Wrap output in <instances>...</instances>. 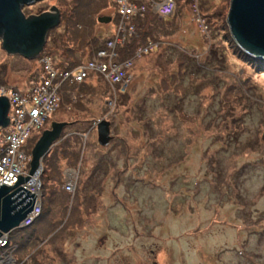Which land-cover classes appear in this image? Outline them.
<instances>
[{"label":"rangeland","instance_id":"1","mask_svg":"<svg viewBox=\"0 0 264 264\" xmlns=\"http://www.w3.org/2000/svg\"><path fill=\"white\" fill-rule=\"evenodd\" d=\"M107 2L24 5L26 17L52 13L54 6L59 20L30 59L7 53L0 39V86L28 93L43 55L56 66L86 62L97 47L96 53L112 51L108 42L116 39L120 16ZM176 3L182 5L174 15L159 17L164 27L154 48L141 53L121 47L128 38L135 45L153 38L146 21L139 27L145 35H137L134 23L137 37L115 44L117 60L130 63L121 97L97 73L83 85L60 89L58 108L23 146L29 172L43 131L62 124L42 159L57 147L63 183L57 175L46 184L41 165L36 174L33 208L40 212L34 221L45 214L35 226L46 224L48 236L17 250L22 239L8 233L1 264H264V60L248 55L232 37L230 0ZM69 13L74 27L66 22ZM102 16L110 22H98ZM115 92L114 105H108ZM103 119L112 131L107 146L97 140L95 123ZM64 145L69 156L77 152L70 165L61 160ZM67 172L72 186L63 192Z\"/></svg>","mask_w":264,"mask_h":264},{"label":"built area","instance_id":"2","mask_svg":"<svg viewBox=\"0 0 264 264\" xmlns=\"http://www.w3.org/2000/svg\"><path fill=\"white\" fill-rule=\"evenodd\" d=\"M111 1L115 4L120 16L116 27V39L108 42V47L112 51L100 50L93 60H88L71 69L57 67L50 56L43 55L40 59L42 75L38 81L34 82L28 93L24 94L18 90L0 86V96H6L10 103L9 124L6 128H0V185L12 186L18 180L17 175L28 176L25 161L28 156L23 146L33 132L43 128L50 114L58 108L62 84L65 82L80 83L90 73H97L103 75L115 86L123 84L122 91L125 89V70L130 63L126 60L118 61L114 50L115 44L116 46L124 44L127 37H137L138 34L134 33L135 24L131 18L146 13L166 18L172 15L176 8V0ZM192 5L196 4L192 3ZM155 44L153 41H148L145 45L139 46L137 51L145 53L148 49L154 48ZM117 92L120 94V91L117 90ZM117 92L107 100L108 105H114L113 101L117 99ZM39 174L40 172L37 175ZM37 175L29 176L24 183H20V186L30 191L31 194H38ZM71 181V176H68L67 172L64 186L66 191L70 190ZM37 210H40L39 207H34L22 220L19 228L21 225H31L32 216L37 215ZM4 258L0 256V264Z\"/></svg>","mask_w":264,"mask_h":264},{"label":"water","instance_id":"3","mask_svg":"<svg viewBox=\"0 0 264 264\" xmlns=\"http://www.w3.org/2000/svg\"><path fill=\"white\" fill-rule=\"evenodd\" d=\"M38 0H0V39L3 49L9 54L33 58L42 50L46 33L59 20L56 7L52 13L26 17L22 7ZM110 17H98L100 23L110 22ZM227 23L236 44L253 58L264 60V0H230ZM9 101L0 96V128L9 124ZM62 124L52 123L50 130L43 131L31 151L28 176L17 175L12 186L0 185V239L31 212L35 194L20 186L29 176L38 174L41 159L48 152L51 143L57 138ZM100 146H107L112 139L110 122L101 120L96 127Z\"/></svg>","mask_w":264,"mask_h":264},{"label":"trees","instance_id":"4","mask_svg":"<svg viewBox=\"0 0 264 264\" xmlns=\"http://www.w3.org/2000/svg\"><path fill=\"white\" fill-rule=\"evenodd\" d=\"M176 2H177V0H176ZM108 2H107V0H105V5L106 6H108ZM177 4V3H176ZM179 5H182V4H179L178 3V5H177V7L175 8V10H174V12H173V14L172 15H174L175 13H176V11H177V8H178V6ZM115 8H116V6H115ZM71 10V9H70ZM73 10V9H72ZM74 13V12H73ZM73 13H72V15L70 16V13H69V16H68V18L66 19V22H69V21H71L72 23H71V25L74 27V25H76V22H74L73 23V21H74V18L72 17V16H74L73 15ZM118 14V13H117ZM113 17H114V15H113ZM114 20V19H113ZM131 20L134 22V23H136V26L138 27V32H137V34H138V36H139V34H144L143 33V28L141 29V28H139L140 26H141V23L143 22L144 23V21H146L148 24H147V27H149L148 29V32H150L151 34H153L154 36H152L153 38H150V37H147V39L145 38V39H142V40H144V43L146 44L148 41H153L154 43H160V39H156L155 37H157L156 35H158L159 34V32L160 31H162V28L164 27V20L163 19H159V17L158 16H156V15H150L149 13H146V14H144V15H142V16H136V17H132L131 18ZM151 23H153V24H155V26L153 27V28H151ZM158 27H159V29H158ZM168 27L169 26H165V29L167 28L168 29ZM147 29V28H146ZM157 31V32H156ZM145 35V34H144ZM147 35V34H146ZM114 37V34H112L108 39H106V40H111L112 38ZM134 37V36H133ZM144 37H146V36H144ZM132 39V38H131ZM131 39L129 40V38H128V40L125 42V45H123V46H121V47H123V49L124 50H128V49H130L131 48V50H134V49H137L139 46H140V44H144L143 42H140V41H137V40H135V42H136V45L134 44V43H131L130 44V42H131ZM105 40V41H106ZM147 41V42H146ZM157 41V42H156ZM132 44H134V45H132ZM144 44V45H145ZM129 45V46H128ZM142 46V45H141ZM130 47V48H129ZM101 48V47H100ZM100 48H95V50L93 51V53H91V56H89L88 57V59H86V61H88V60H93L94 58H95V56H96V51L98 50V49H100ZM47 54V53H46ZM67 57V56H66ZM52 58V57H51ZM53 59V58H52ZM54 60V59H53ZM85 62V61H84ZM83 61H79V62H77V63H75V62H66L65 64H62V63H58V64H56V66H58V67H60V68H69V69H71L72 67L74 68L75 66H77V65H80V64H82V63H84ZM75 63V64H74ZM60 64V65H59ZM41 75H42V70L40 71V74L38 75V77L35 79V82L36 81H38L39 80V78L41 77ZM91 75V74H90ZM89 75V76H90ZM88 76V77H89ZM83 83H85L84 81L83 82H80V83H72V82H65V83H63L62 84V86H61V88H62V91L64 92L67 88H70V87H74V86H80V85H83ZM118 89V91H120V97H121V94L122 93H124L125 92V90L126 89H124V90H122L121 91V88H120V85L119 86H116ZM61 91V92H62ZM61 95H62V93H61ZM119 97V98H120ZM50 119V118H49ZM49 119L46 121V123H48V121H49ZM46 123L44 124V126L46 125ZM44 126H43V128H44ZM42 128V129H43ZM41 130V129H40ZM39 130V131H40ZM39 131H36V133H32V135L30 136V137H28V139H27V141H26V143H25V145H24V148H26V145H27V142L30 140V139H32L35 135H37L38 133H39ZM66 144L68 143L67 141H64ZM63 146V145H62ZM32 148V147H31ZM62 150H63V156H62V158H61V160H64V162H65V164L64 165H70V163L72 162H74L76 159H77V156H76V153L77 152H71V156H69V153L68 152H66V151H64L65 149H66V147H65V145H64V147H62L61 148ZM60 149V150H61ZM57 147H55V149H52V151H49L50 153H49V155H51V158H48L49 156H45L43 159H42V163H41V166H42V172H41V175H40V179H42V180H44L45 181V183L47 184V183H49V182H51V181H53L54 179H55V177H57V175H58V178H57V180H59L58 181V185L60 184V183H63V178H64V175L62 174V172H60V169H61V165L59 164V157H57L58 155H57ZM73 154V155H72ZM57 155V156H56ZM107 168H109V169H111V167H108L107 166ZM112 170H114L115 171V169H113L112 168ZM61 179H62V182H61ZM43 181V182H44ZM65 181V180H64ZM45 183H44V187H43V190H42V187H41V190H42V194H45V192H46V190L44 189V188H46L48 185H45ZM43 184V183H42ZM61 189H62V187H61ZM62 191L63 192H66V190L64 189V186H63V189H62ZM69 192V191H68ZM50 213V212H49ZM42 214L43 213H41V215L36 219V221H34V223H32L31 225H29V227L27 226V227H22V228H19V229H15V230H13V231H11L10 233L12 234V236L11 237H16L15 239H14V241H18V240H20V239H22L21 241H20V243L21 244H17V250H20L22 247H24L23 245L25 244V246H27L28 244L27 243H29V244H31V243H33L37 238L40 240V241H42L44 238H46L47 236H48V234H46V232H44V229H46V224H44V223H42V224H44V225H42L41 224V227H37V225L35 226V224L38 222L39 223V221L41 220V217H42V219H43V217H44V215L42 216ZM70 217V216H69ZM40 219V220H39ZM44 219H45V217H44ZM44 222H45V220H44ZM47 222H48V220H47ZM31 229V230H29L28 232L29 233H26V229ZM51 229V228H50ZM10 233L8 234V236L10 237ZM43 236V237H42ZM43 238V239H40V238ZM30 240V241H29ZM38 240V241H39ZM45 240V239H44ZM8 243H9V238H8Z\"/></svg>","mask_w":264,"mask_h":264},{"label":"bare ground","instance_id":"5","mask_svg":"<svg viewBox=\"0 0 264 264\" xmlns=\"http://www.w3.org/2000/svg\"><path fill=\"white\" fill-rule=\"evenodd\" d=\"M114 96V95H113ZM112 96V97H113ZM9 101V100H8ZM9 106H10V103H9ZM40 210H37V215L39 214ZM37 215H33L32 216V223L34 222L35 218L37 217ZM28 225H21V228L22 227H27ZM8 243V240H7V235H4L3 238L0 240V248L1 247H4V245H6Z\"/></svg>","mask_w":264,"mask_h":264}]
</instances>
